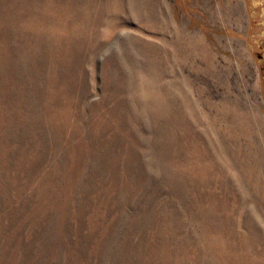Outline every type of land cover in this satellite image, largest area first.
<instances>
[{
  "label": "rangeland",
  "instance_id": "obj_1",
  "mask_svg": "<svg viewBox=\"0 0 264 264\" xmlns=\"http://www.w3.org/2000/svg\"><path fill=\"white\" fill-rule=\"evenodd\" d=\"M0 264H264V0H0Z\"/></svg>",
  "mask_w": 264,
  "mask_h": 264
}]
</instances>
